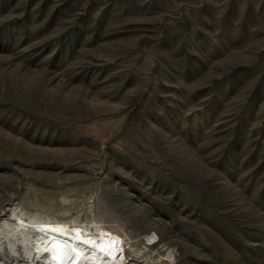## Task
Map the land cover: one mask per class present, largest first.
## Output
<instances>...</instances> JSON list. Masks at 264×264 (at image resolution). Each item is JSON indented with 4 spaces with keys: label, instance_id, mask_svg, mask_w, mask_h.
Segmentation results:
<instances>
[{
    "label": "rangeland",
    "instance_id": "1",
    "mask_svg": "<svg viewBox=\"0 0 264 264\" xmlns=\"http://www.w3.org/2000/svg\"><path fill=\"white\" fill-rule=\"evenodd\" d=\"M13 213L264 264V0H0V262L49 264Z\"/></svg>",
    "mask_w": 264,
    "mask_h": 264
},
{
    "label": "bare ground",
    "instance_id": "2",
    "mask_svg": "<svg viewBox=\"0 0 264 264\" xmlns=\"http://www.w3.org/2000/svg\"><path fill=\"white\" fill-rule=\"evenodd\" d=\"M12 216V223H5L3 227L9 231L8 235H16L30 254L34 250L39 257L43 253L47 254L46 260L49 264H54L52 260L54 251L49 246V241L55 233L60 234V238L70 247L76 248L78 264H126L127 262V234L99 222L24 213H13ZM49 229L56 232L49 233ZM154 238L153 234L148 236V240ZM0 264L4 263L0 262Z\"/></svg>",
    "mask_w": 264,
    "mask_h": 264
},
{
    "label": "water",
    "instance_id": "3",
    "mask_svg": "<svg viewBox=\"0 0 264 264\" xmlns=\"http://www.w3.org/2000/svg\"><path fill=\"white\" fill-rule=\"evenodd\" d=\"M48 232L54 234L56 231L49 229ZM60 236V234L55 233L49 241V246L54 251V257H52L54 264H78L79 258L76 259V248L70 247Z\"/></svg>",
    "mask_w": 264,
    "mask_h": 264
}]
</instances>
